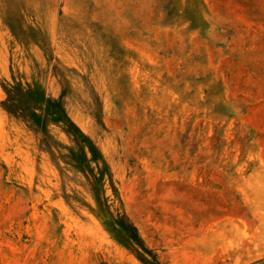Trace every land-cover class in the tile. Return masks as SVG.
<instances>
[{"label": "rangeland", "instance_id": "374dc122", "mask_svg": "<svg viewBox=\"0 0 264 264\" xmlns=\"http://www.w3.org/2000/svg\"><path fill=\"white\" fill-rule=\"evenodd\" d=\"M0 264H264V0H0Z\"/></svg>", "mask_w": 264, "mask_h": 264}, {"label": "trees", "instance_id": "16d2710c", "mask_svg": "<svg viewBox=\"0 0 264 264\" xmlns=\"http://www.w3.org/2000/svg\"><path fill=\"white\" fill-rule=\"evenodd\" d=\"M52 102L54 105L51 104ZM37 105V108L43 110L42 113L34 111L31 116L22 115V117L31 121L32 127L37 131H47L49 123H55L62 127L72 145H65L69 154H62L61 157L76 172H80L86 177L100 209L104 210L103 206L107 202L104 194L106 190L105 181L107 176L111 179L112 174L103 153L96 143L71 119L61 99L49 98ZM115 223L117 222L112 220V224ZM122 226L124 225L122 224ZM130 228L136 233L135 226L130 225ZM119 231H129V227L124 226Z\"/></svg>", "mask_w": 264, "mask_h": 264}]
</instances>
